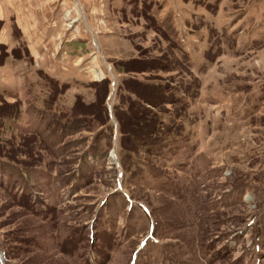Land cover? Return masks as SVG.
I'll use <instances>...</instances> for the list:
<instances>
[{
    "label": "rangeland",
    "instance_id": "obj_1",
    "mask_svg": "<svg viewBox=\"0 0 264 264\" xmlns=\"http://www.w3.org/2000/svg\"><path fill=\"white\" fill-rule=\"evenodd\" d=\"M10 5L0 264H264V0Z\"/></svg>",
    "mask_w": 264,
    "mask_h": 264
},
{
    "label": "crops",
    "instance_id": "obj_2",
    "mask_svg": "<svg viewBox=\"0 0 264 264\" xmlns=\"http://www.w3.org/2000/svg\"><path fill=\"white\" fill-rule=\"evenodd\" d=\"M12 1H14V5L16 6V9H14L15 10L14 14L15 16H17V19L15 21L17 24H19L18 26H19L20 32L22 33L23 38H25L26 36L25 38L26 45L31 46L30 45L31 43L27 44V41L32 42L34 40V41L40 42V39L38 40L36 38H33V36L32 38H30L27 35H25V32L26 33L30 32V34L33 35L36 31H38V29L36 31H29V29L33 30L32 26L30 25L31 23H34V26H36L39 23L38 17L43 19L44 21H47L48 17L53 16V12H52V15L50 14L51 6H52L51 1L53 0H2V7H0V25H3L6 22L7 17L9 18L11 16L10 9L12 7L10 3ZM31 5H34V6L32 7ZM33 16L36 17L37 19L36 20L33 19L32 22L27 23L28 17H33ZM41 29H42L43 35L47 37L45 38L46 41H49L54 35L53 27H51V25H47V26L41 27Z\"/></svg>",
    "mask_w": 264,
    "mask_h": 264
},
{
    "label": "trees",
    "instance_id": "obj_3",
    "mask_svg": "<svg viewBox=\"0 0 264 264\" xmlns=\"http://www.w3.org/2000/svg\"><path fill=\"white\" fill-rule=\"evenodd\" d=\"M147 102V101H146ZM104 111H105V114H106V109H104ZM131 115H133V113L131 114ZM93 118V117H92ZM132 118H133V116H132ZM139 117H136V113H135V117H134V119H133V123H135V121H136V119L139 121V119H138ZM94 119V118H93ZM154 125H155V123H153ZM153 124H150V125H153ZM147 130V129H146ZM145 134L147 135H142V136H140V135H138V136H136V138H138L139 140L138 141H142L143 143L145 142V141H147V138H149L150 137V135H148L149 134V130H147L146 132H145ZM150 143H153V142H150Z\"/></svg>",
    "mask_w": 264,
    "mask_h": 264
}]
</instances>
